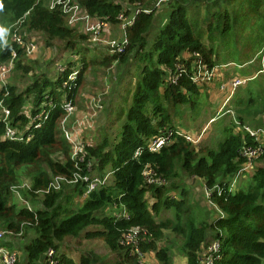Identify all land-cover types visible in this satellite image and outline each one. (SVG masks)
I'll return each mask as SVG.
<instances>
[{
	"label": "trees",
	"instance_id": "obj_1",
	"mask_svg": "<svg viewBox=\"0 0 264 264\" xmlns=\"http://www.w3.org/2000/svg\"><path fill=\"white\" fill-rule=\"evenodd\" d=\"M76 1L96 18L117 22L120 16L128 17L122 50L114 46L102 55V50L100 54L92 50L94 57L88 55L91 49L84 43L90 38L75 27L81 25L69 24V16L59 7L50 8L49 0H0V26L7 29L0 40V66L17 57L16 70L26 74L31 69L22 61L29 46L23 48L24 42L15 34L8 36L18 23L24 39L37 33L47 45L58 40L70 54L77 55L60 58L62 70L56 79L41 73L24 90L10 83L0 87V218L7 221L9 229L22 221L35 228V236L24 245L25 261L15 264H48L50 250L56 264H143L152 250L158 262L173 264L172 250L158 245L168 230L180 238L187 264H202L213 244H218L220 251L213 252L212 264H264V152L250 170H244L247 158L242 154L244 145L254 147L260 142L243 127L238 133L228 127L224 139L195 144L175 125L176 115L208 88L206 82L195 79L198 63L204 62L210 69L223 66L224 61L214 52L217 39L232 31V26L238 36L245 30L251 34L257 20L264 22V0H165L168 17L158 21L157 29L158 7L151 5L157 0ZM202 8V23L207 28L196 32L187 9L197 12ZM132 61L142 64L136 74L132 69L123 78L124 89L135 93L127 115L119 113L124 123L105 126L102 121L99 141H85L84 155L75 156L65 135L75 115L66 104L74 108L79 104L85 72L95 66L110 68L114 62L124 65ZM263 102L264 94L256 89L253 97L235 98L234 106L244 111L243 105L250 103L259 111ZM2 108L9 110L7 117ZM246 112L249 116V110ZM8 128L14 137L6 136ZM168 129L174 132L172 138L160 150H152L150 144ZM260 163L263 165L257 166ZM146 166L161 177L159 183L148 181ZM21 170L32 175L33 191L45 193L44 208L17 209L13 203V186L19 185ZM74 172L101 179L109 173L112 180L87 192L84 180L72 181ZM186 175L201 180L209 191L211 203L221 213L213 222L198 221L189 201ZM55 176L70 178V193L62 189L67 183L62 182L59 189L52 187ZM237 176L245 180L236 184ZM76 197L83 198L81 204L75 203ZM167 211L173 212L175 219H158ZM134 228L140 232L129 242ZM92 237L106 243L108 254L82 247V239ZM69 238L77 241L70 245ZM69 251L78 252L79 258Z\"/></svg>",
	"mask_w": 264,
	"mask_h": 264
},
{
	"label": "rangeland",
	"instance_id": "obj_2",
	"mask_svg": "<svg viewBox=\"0 0 264 264\" xmlns=\"http://www.w3.org/2000/svg\"><path fill=\"white\" fill-rule=\"evenodd\" d=\"M72 1L73 3H78L76 0ZM156 2L157 4L151 5L155 6V8L158 7L156 13L157 22L154 24L157 29L158 21L164 18L166 19L169 10L166 8L165 4L167 1L161 0L162 4H160V0ZM82 10L83 11L79 12L78 15L83 16L85 12H87L85 9ZM204 11L205 9L203 10V8L197 12L193 10L188 11L187 9L190 19L195 22L196 32H201L202 28L206 27V23L205 25L202 23L205 17ZM93 17L96 18V16ZM127 19L128 17L124 16L117 22H111L109 19L104 20V25L96 34L87 33L83 28V22L79 21L75 23L80 24L81 26L77 25L75 27H77L82 34L90 38L87 43H84L91 49L87 54L94 57L95 55L92 50L98 51L99 54V50H102V55L106 53L109 47L120 44H122V50L124 41L127 40L125 31L128 25H123ZM69 24L73 25L70 22ZM18 26L19 23L12 26L8 32V36L13 38L15 34L24 42V45H22L23 48L29 46V49L26 50L25 48L26 54L23 56L22 61L23 64H28L31 69H34H30L26 74L16 70V57L11 64L10 71L7 73L6 78L2 80V77H0V87L10 83L15 84L19 90H24L26 85L34 81V77L41 73L56 79L60 71V58L63 59L66 57L68 59H74V57L77 56L70 54V50L64 49V44L58 40L47 45L45 39L37 33L28 34L26 35L27 39H24L19 33ZM155 27L152 34L155 32ZM152 36L151 39H154V34ZM221 36L222 38L217 39L214 45V52L217 57H220L219 61H224L225 64L219 69L215 68L212 70L215 75L213 76L211 74L213 76L212 79L206 81L205 86L208 87L204 90V93H206L196 99L194 104H189L184 107L182 113H178L175 117L176 127L180 130H187L190 132L196 144L202 142L211 144L224 139L226 135L224 130L228 127L235 133H238L239 127L244 125H248L251 129H254L252 126H262L264 128V110H262L264 102L259 104V111H255L257 107H254L250 103L243 105L244 111H239L234 106V99L238 96L241 98L246 95L253 97L256 89H259V94H264V22L263 20H257L255 30L252 31L251 34H248L245 30L242 31L241 36H238L237 32H235V28L232 26V31H229L226 35L222 33ZM246 61L252 62L243 64L242 67H239V65H242V63ZM229 62H234L235 64ZM61 63H65V60ZM141 64L142 63L139 61H132V64L127 62L124 65L114 62L110 68L95 66L93 67L95 69H91L89 73L85 72V83L79 89V104L76 108L71 110L73 115H75L74 124L72 123L73 125L71 126V130L74 131L70 133V138L72 140H76L77 137H83L84 143L86 141L91 144H96L97 140L99 141L100 139L98 132L100 133L102 128H104L101 126L102 121H104L105 126H112L115 121H118L120 126L124 123V120L120 122L119 113L120 111H124L125 115H127L126 112L133 103L135 96L134 91H129L131 93H128V90L124 89V79L128 77L127 72L129 70L133 69L134 74L140 71ZM120 77H122L121 80H119ZM235 79H245L246 81L233 92L231 90V84ZM223 83H227V86L222 87ZM131 84L132 87L135 86L133 81ZM251 90H253V92ZM229 94L231 97H229ZM165 106L169 110L167 102H165ZM151 107L152 105H150L149 109H151ZM3 109L4 108H2V110ZM29 109L30 106L27 105L25 109L26 114L30 113ZM246 110H249V116H246ZM5 116L7 117V115ZM253 163H255V161ZM259 165L263 164L260 163L257 166ZM78 174H80V172H78ZM108 174L106 175V180L107 182H111L112 176ZM19 175H21V179L19 185H16L18 188H14L15 192L12 194L13 203L16 204L17 209L27 208L35 210L37 208H44L43 200L45 198V193L33 191L32 175H28L27 170H21ZM93 176L98 177L97 175ZM244 180V177H238L236 184H240V182ZM62 182L67 184H64L62 187ZM70 183H72L70 178L62 177V179H59L55 176L53 178L54 185H52V187L55 189L62 187V189L64 188V193L68 194L71 192V190H69ZM185 183L191 193L189 201L197 213L199 222L211 223L221 216V213L211 203L209 191L205 189L201 180L186 175ZM178 195L179 193H177V196ZM154 200L155 198L150 199L151 202ZM62 201L66 202L64 199H62ZM82 201V197L75 198V203L81 204ZM167 217L175 219L174 213L171 211L163 213L158 219H166ZM6 222L7 221L0 218V232L4 234L0 239V245L4 247L7 246V250L14 249L19 257L17 263H23L26 259L24 245L29 243L32 237L35 236V228L31 227V225L29 226L28 224L30 223L22 221L18 226L9 229ZM75 241H77L76 238H69L68 240V242L71 243L70 245H73ZM158 245L160 248L169 247L172 250L173 264H185L187 257L181 250V240L174 230L173 232L168 230L165 233L163 241H160ZM82 247L87 250L92 248L101 255H106L109 252L106 243L98 237H92L87 240L83 238ZM68 253L73 255L76 259L79 258L78 252L69 251ZM154 253V250H152V252L149 251L144 258L145 262L143 264H161L158 262Z\"/></svg>",
	"mask_w": 264,
	"mask_h": 264
},
{
	"label": "built area",
	"instance_id": "obj_3",
	"mask_svg": "<svg viewBox=\"0 0 264 264\" xmlns=\"http://www.w3.org/2000/svg\"><path fill=\"white\" fill-rule=\"evenodd\" d=\"M48 5L50 8L59 7L63 11V13H65V14H67V16H69L68 21L72 24H75L79 21L83 22V24H84L83 28L87 33H91V34L98 33L101 30V27L104 25V20H107L106 18H103V19L94 18L88 12H85V14L83 16L78 15L79 12L83 11L82 10L83 8L79 3H73L72 0H49ZM123 17L124 16H120L119 18L122 19ZM128 24H130V23L127 20L123 25L127 26ZM16 39H18L21 42V39L19 37L16 36ZM116 46L120 48V47H122V44L116 45ZM28 49H29V47H28ZM12 63L13 62L6 63L5 65L0 66V77H2V80L6 78L7 73L10 71ZM198 64H200V66L198 68V75L195 78L196 81H200L201 83H203V82L211 80L212 77L215 75V73L212 72V70L217 68V67H213L210 69L206 65V63L201 62V61ZM60 70H62L61 65H60ZM216 71H218V70H216ZM245 81H246L245 79H243V80L242 79H235L231 84V90L234 92V90L236 88H238L239 86L243 85V83ZM226 86H227V83H223L222 87H226ZM229 97H231L230 94H229ZM66 108L68 109L69 112H72L71 110L74 109V107L71 105V103H67ZM3 111L5 112L6 115L9 113L8 109L4 108ZM47 116L48 115L45 114V118H47ZM67 119H68V117L62 121L63 125L66 123ZM242 127L245 128L246 130H248L253 136H255L256 140L260 142V144H257L254 147L253 146H245V145L243 147L244 151L242 154L244 157L247 158V162H246L244 170L245 169L249 170V168L251 166H253L252 165L253 161L255 159H257L258 157H260L264 152V146L262 145L264 143V130H262V128L251 129L250 127H248V125H244ZM73 131L74 130H71V129L65 130V135H66V138L72 143L73 154L75 156H77L79 154H83V152H84V141H83V137L82 138L77 137L76 140H74V139L72 140L70 138V135H71L70 133H72ZM173 133L174 132H172L169 129L166 130L165 134L158 137L157 139H155L150 144V148L152 150H156V151L160 150L162 148V146L166 143V141H168V140H170V138H172ZM181 133L183 135H185L186 138L190 142L195 143V140L192 137L190 132H188L187 130H181ZM13 135H14V131L12 129L8 128L6 136L14 137ZM144 172H145V177L148 179L149 182L157 181V183H159L161 181V177L156 175V173L153 171V169L150 166H146ZM57 178L62 179L61 176H59ZM158 178H160V179H158ZM81 179L85 180V182L88 184L87 192L96 188L99 184H102V183L107 181L106 177L104 179H101L100 177L90 178L89 175L85 176L84 174L81 175L78 173H75V177H74V179H72V181L77 182ZM52 185H54V184L52 183ZM14 188H18V186H13V190H14ZM132 231H133V233L129 234V242H134L136 236L140 232L138 228H134V229H132ZM3 236H4L3 232H0V239ZM208 249H209L208 255L206 254L205 260L202 262V264H212L214 259H215L213 252L220 251L218 244H213ZM48 253H49V257H50L48 264H56V261L54 260L53 250H50ZM18 258H19L18 254L15 250L9 251L5 247L0 245V264H15L17 262Z\"/></svg>",
	"mask_w": 264,
	"mask_h": 264
},
{
	"label": "clouds",
	"instance_id": "obj_4",
	"mask_svg": "<svg viewBox=\"0 0 264 264\" xmlns=\"http://www.w3.org/2000/svg\"><path fill=\"white\" fill-rule=\"evenodd\" d=\"M7 32V29L3 26H0V40H2Z\"/></svg>",
	"mask_w": 264,
	"mask_h": 264
},
{
	"label": "crops",
	"instance_id": "obj_5",
	"mask_svg": "<svg viewBox=\"0 0 264 264\" xmlns=\"http://www.w3.org/2000/svg\"><path fill=\"white\" fill-rule=\"evenodd\" d=\"M2 246H3V245H2ZM3 247H4V246H3ZM5 248H7V246H6ZM8 250H9V251H11V250H14V249H11V250H10V249H8ZM185 264H187V260H186Z\"/></svg>",
	"mask_w": 264,
	"mask_h": 264
}]
</instances>
